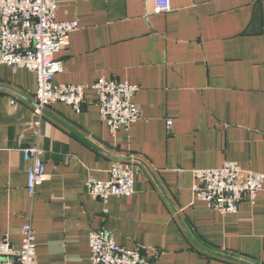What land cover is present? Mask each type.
Segmentation results:
<instances>
[{"label":"crops","instance_id":"0c3cea01","mask_svg":"<svg viewBox=\"0 0 264 264\" xmlns=\"http://www.w3.org/2000/svg\"><path fill=\"white\" fill-rule=\"evenodd\" d=\"M53 1L79 24L54 82L127 81L141 118L111 135L88 90L82 113L57 104L40 119L35 74L0 65V242L20 249L29 224L38 264H92L102 230L156 264H264V190L226 216L193 192L194 171L230 161L264 175V0H172L158 15L154 0ZM33 147L47 175L34 196ZM132 158L136 193L93 200L88 181Z\"/></svg>","mask_w":264,"mask_h":264},{"label":"built area","instance_id":"2783aa9c","mask_svg":"<svg viewBox=\"0 0 264 264\" xmlns=\"http://www.w3.org/2000/svg\"><path fill=\"white\" fill-rule=\"evenodd\" d=\"M154 13L169 14L172 0H154ZM58 4L53 0H0V65L13 70L25 68L36 76L34 107L40 119L45 111L63 104L82 113L88 90L97 93L101 122L115 136L122 129L139 122L141 109L134 99L140 87L115 79L102 78L91 87L55 83L56 75L63 73L64 61L56 53L67 48L72 32L79 28L75 21L57 19ZM40 127V122L32 124ZM173 121L168 122L171 129ZM23 158L31 164L27 190L34 196L36 188L47 178L46 164L38 148H25ZM136 158L113 163L108 181L90 180L86 187L93 200L103 203L111 197H128L136 193ZM193 192L196 200L211 210L226 216L238 214L241 203H254L264 190V175L243 170L236 162L221 168L194 171ZM92 264H156L138 249L126 250L106 231L90 235ZM22 247L15 248L10 239L0 242V264H38L36 234L29 224L23 228Z\"/></svg>","mask_w":264,"mask_h":264}]
</instances>
